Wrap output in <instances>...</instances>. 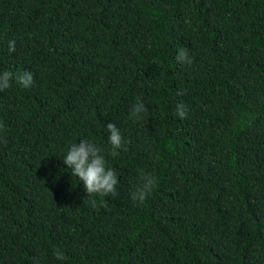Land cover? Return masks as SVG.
<instances>
[{"label": "trees", "instance_id": "obj_1", "mask_svg": "<svg viewBox=\"0 0 264 264\" xmlns=\"http://www.w3.org/2000/svg\"><path fill=\"white\" fill-rule=\"evenodd\" d=\"M5 70L33 85L0 92V264H264V0H0ZM81 139L117 197L63 164Z\"/></svg>", "mask_w": 264, "mask_h": 264}, {"label": "clouds", "instance_id": "obj_2", "mask_svg": "<svg viewBox=\"0 0 264 264\" xmlns=\"http://www.w3.org/2000/svg\"><path fill=\"white\" fill-rule=\"evenodd\" d=\"M9 51L14 52V42H10ZM178 60H187L186 50H181ZM13 82L17 85L27 89L33 85V76L30 72L16 73L5 70L0 73V92L12 87ZM148 112V108L141 101L137 100L131 108V117L135 121H141L144 119V114ZM176 115L181 119L186 118V108L183 104L177 105ZM4 129L3 123H0V131ZM105 132L108 133L107 140L111 145V149L108 152V156L113 158L118 157L119 150L123 147V137L119 128L114 123H108L105 128ZM6 144L7 141L5 140ZM63 164L67 166L73 177H78L79 181H82L87 197L94 195H100L102 197H117V185L119 183L117 173L115 169L108 166L107 156L104 149L97 146L94 142L86 139H81L79 143H72L66 153L63 155ZM157 185V179L154 175L139 170L137 177V184L135 189L131 192L130 197L134 202L143 204L151 195L154 188ZM96 200L92 199L91 204L96 206ZM101 206L106 210L108 209V201L101 202ZM54 256L57 260H64L65 254L56 250ZM39 264V261H36Z\"/></svg>", "mask_w": 264, "mask_h": 264}]
</instances>
